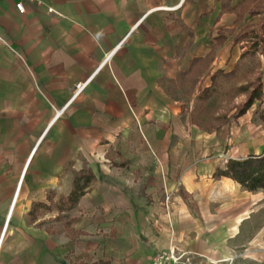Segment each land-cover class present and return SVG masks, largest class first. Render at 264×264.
<instances>
[{
  "label": "crops",
  "instance_id": "crops-1",
  "mask_svg": "<svg viewBox=\"0 0 264 264\" xmlns=\"http://www.w3.org/2000/svg\"><path fill=\"white\" fill-rule=\"evenodd\" d=\"M19 1L0 0V264H67L79 255L152 264L173 246L199 256L195 264L225 259L209 244L220 225L203 217L219 185H239L213 178L216 156L228 138L244 146L226 162L260 155L264 123L254 105L209 134L191 113L199 88L235 69L236 38L264 20L260 0H25L23 14ZM212 51L192 96L173 84ZM84 163L96 182L58 219ZM38 204L52 210L30 222Z\"/></svg>",
  "mask_w": 264,
  "mask_h": 264
},
{
  "label": "trees",
  "instance_id": "trees-1",
  "mask_svg": "<svg viewBox=\"0 0 264 264\" xmlns=\"http://www.w3.org/2000/svg\"><path fill=\"white\" fill-rule=\"evenodd\" d=\"M249 0H245L248 2ZM264 9V0L258 3ZM257 15V13H253ZM242 44L243 52L235 69L231 72L218 71L211 77V86L199 88L195 106L191 113V122L205 133H215L244 116L255 104L264 98V20L258 27H248L236 38ZM213 60V51L206 57L192 62L188 71L180 73L173 84L192 96L202 77L208 71ZM264 123V115L261 116ZM73 190L68 198L59 200V217L63 212L73 210L96 182V176L87 164L81 171H72ZM213 178H227L249 193H264V150L260 155H250L242 159H230L219 167ZM184 200L187 197L182 194ZM38 212L34 209L29 214L33 222L40 214V209L51 211V207L38 204ZM40 224L39 226H42ZM67 234L75 233L65 227ZM51 233L52 230H49ZM70 264H109V261H93L89 255H79L70 259Z\"/></svg>",
  "mask_w": 264,
  "mask_h": 264
},
{
  "label": "rangeland",
  "instance_id": "rangeland-1",
  "mask_svg": "<svg viewBox=\"0 0 264 264\" xmlns=\"http://www.w3.org/2000/svg\"><path fill=\"white\" fill-rule=\"evenodd\" d=\"M255 115L262 122L264 108L260 106V103L255 104ZM243 146L234 142L232 138H228L227 147L225 150H219L216 157L223 166L227 157L230 153L232 154V150L237 148L242 150ZM253 151L255 150H252V153ZM218 189L220 191L218 198L214 201L211 211H207V215L203 217V222L206 226H210L212 222L220 225L221 228L218 231L213 229L211 234L214 237L210 238L209 244L214 252H226L227 255L225 259L211 258L206 263L264 264V193L262 191L249 193L235 185H219ZM225 189H230L231 193L225 194ZM190 203L193 208V203ZM242 208L245 212L238 213V210ZM192 213L198 215L199 212L193 209ZM209 213L211 216L208 215ZM7 228L9 227L6 224L1 229Z\"/></svg>",
  "mask_w": 264,
  "mask_h": 264
},
{
  "label": "built area",
  "instance_id": "built-area-1",
  "mask_svg": "<svg viewBox=\"0 0 264 264\" xmlns=\"http://www.w3.org/2000/svg\"><path fill=\"white\" fill-rule=\"evenodd\" d=\"M16 9L19 14H23L25 12V0H20L16 5ZM118 49L119 48L108 54L104 63L109 62ZM92 78L93 76L86 82H81L76 85L71 102L86 88V86L92 81ZM67 107L68 106H66L62 111H65ZM164 208L166 214H168L171 209L169 195L165 198ZM195 257L196 256L194 254L188 251L180 250L173 246L169 247L167 250L156 252L152 258V264H195Z\"/></svg>",
  "mask_w": 264,
  "mask_h": 264
}]
</instances>
